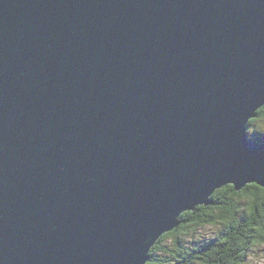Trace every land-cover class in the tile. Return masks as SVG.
<instances>
[{
    "label": "water",
    "instance_id": "1",
    "mask_svg": "<svg viewBox=\"0 0 264 264\" xmlns=\"http://www.w3.org/2000/svg\"><path fill=\"white\" fill-rule=\"evenodd\" d=\"M263 106L264 0H0V264H145Z\"/></svg>",
    "mask_w": 264,
    "mask_h": 264
},
{
    "label": "trees",
    "instance_id": "2",
    "mask_svg": "<svg viewBox=\"0 0 264 264\" xmlns=\"http://www.w3.org/2000/svg\"><path fill=\"white\" fill-rule=\"evenodd\" d=\"M248 130L264 138V106L250 119ZM210 201L181 214L178 225L151 247L146 264H244L253 247L264 246L263 188L249 184L236 192L228 185ZM206 227L216 228L208 240L198 235ZM165 237L169 248L161 246Z\"/></svg>",
    "mask_w": 264,
    "mask_h": 264
},
{
    "label": "rangeland",
    "instance_id": "3",
    "mask_svg": "<svg viewBox=\"0 0 264 264\" xmlns=\"http://www.w3.org/2000/svg\"><path fill=\"white\" fill-rule=\"evenodd\" d=\"M215 231L216 228L206 227L201 229L198 235L201 237H206V240H208L213 236ZM164 239L165 241L161 244V246L164 248L171 247L169 244L170 240L167 237ZM244 264H264V246L253 247L252 250L247 253V258Z\"/></svg>",
    "mask_w": 264,
    "mask_h": 264
},
{
    "label": "bare ground",
    "instance_id": "4",
    "mask_svg": "<svg viewBox=\"0 0 264 264\" xmlns=\"http://www.w3.org/2000/svg\"><path fill=\"white\" fill-rule=\"evenodd\" d=\"M227 186H228V185H227ZM227 186H226V187H227ZM145 264H146V263H145Z\"/></svg>",
    "mask_w": 264,
    "mask_h": 264
}]
</instances>
